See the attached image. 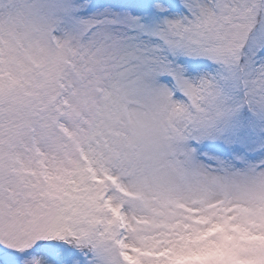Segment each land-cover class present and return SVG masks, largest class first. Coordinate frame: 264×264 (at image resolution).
I'll return each instance as SVG.
<instances>
[{
  "label": "snow or ice",
  "instance_id": "obj_1",
  "mask_svg": "<svg viewBox=\"0 0 264 264\" xmlns=\"http://www.w3.org/2000/svg\"><path fill=\"white\" fill-rule=\"evenodd\" d=\"M0 264H264V0H0Z\"/></svg>",
  "mask_w": 264,
  "mask_h": 264
}]
</instances>
